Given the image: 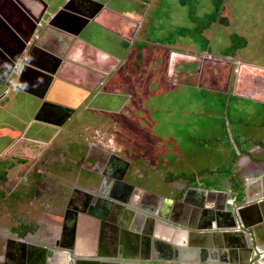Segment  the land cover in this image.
Wrapping results in <instances>:
<instances>
[{
	"label": "rangeland",
	"instance_id": "obj_1",
	"mask_svg": "<svg viewBox=\"0 0 264 264\" xmlns=\"http://www.w3.org/2000/svg\"><path fill=\"white\" fill-rule=\"evenodd\" d=\"M90 1L0 0V89L8 91L0 100V130L20 131L16 137L0 136V156L10 159L12 154L31 153V158H35L43 148L49 151L51 144H63L62 148L71 155L73 152L69 146L73 140L70 139L76 142L84 138L100 140V143L108 145L107 150L119 151L121 156L141 169L138 182L153 192L164 193L162 188L159 189L166 176L165 169L161 172L158 168L161 164L165 163L167 170L177 173L182 168L191 173L219 167L227 159L224 153L217 154L221 152L218 147L228 143L230 130L232 134L239 132L258 136L256 127L264 122L263 110L257 108L253 111L254 107H249L248 112H238L232 103L228 106L226 95L221 97L193 87L191 73L196 71L197 63L188 66L187 62V66L181 67L179 64L183 60L186 62L191 58L172 53L174 49L199 52L200 42L183 35L179 28L193 29L195 24L190 20L191 14L203 17L212 12L213 0H188L187 4L180 0ZM62 7L82 13L89 20L83 22L67 14L55 19L56 27L65 25V29L76 32L78 38L118 59L119 63L94 90L65 81L51 86L45 97L48 107L68 106L75 112L70 121L73 125H65L58 131L53 125L43 124L40 118H36L38 110L34 111V108L41 106V100L15 89L11 83H14L21 68V58L43 19ZM221 15L229 24L214 23L202 34L208 40V55L212 58L222 56L221 52L232 43L230 36L236 34L246 41V45L235 53L236 59L247 65L242 68L243 73L255 71L257 75L264 74L261 71L264 67V0H223ZM132 32L134 38L130 41ZM123 41L128 43L127 47ZM140 47L144 48L143 67L137 76L133 69L128 71L125 66L136 59ZM203 57L208 59L204 54L201 58L195 57V61L205 63ZM172 69L174 74L169 79ZM178 81L181 82L176 84ZM80 144L83 145L82 142L79 145L74 143L75 151L81 148ZM40 157L35 159V164L29 163L38 165V169L47 168V165L39 163L43 154ZM29 163L14 166L7 172L5 185L8 188L21 186ZM45 172L41 180L47 185L55 184L46 186L47 190L54 191L44 193L42 201L27 197L21 207L0 205L1 229H11L17 220L32 217L35 204L37 215L49 218L51 214L45 213L46 209L42 211L41 207L49 202V196H54V192L57 198L60 197V187L70 179L55 180L50 169H45ZM0 189H5V186L1 185ZM24 190L28 191L27 188ZM255 193L249 186L244 190L241 201ZM59 204L57 199V207Z\"/></svg>",
	"mask_w": 264,
	"mask_h": 264
},
{
	"label": "crops",
	"instance_id": "obj_2",
	"mask_svg": "<svg viewBox=\"0 0 264 264\" xmlns=\"http://www.w3.org/2000/svg\"><path fill=\"white\" fill-rule=\"evenodd\" d=\"M131 34L130 41L134 38L133 32ZM123 38L126 37L123 36ZM124 41L123 45L127 47L128 43ZM172 53L191 58L190 61L183 60L179 64L181 67L187 66L188 63L190 64L188 66L197 63L196 71L191 73L194 79L193 87L221 97L226 95L228 106L232 103L233 109L238 112H246L249 107H254L253 111H256L257 108L264 111V74L257 75L255 71L243 73L242 68L247 65L236 59V52L232 56L222 55L218 58H212L207 52L187 53L174 49ZM204 54L208 56V59L203 57L205 63L202 60L195 61V57L201 58ZM96 57L100 59L98 54ZM208 61H212V63ZM261 71L264 72V67ZM172 73L173 69L169 72V79ZM178 74L181 75L179 71ZM180 82L178 81L176 84ZM170 83L172 82L170 81ZM4 93L8 94V91L5 92L4 89L2 92L0 89V100L5 97L2 96ZM45 105L47 106V104ZM34 111H37V107L34 108ZM226 115L230 126L228 110ZM235 122L237 123V121ZM239 123H242L241 119H239ZM256 128L259 129L258 136L237 132L240 137L239 141L247 148L245 154H240L237 150L232 130H230L229 140L232 144L231 148L219 147L218 149L224 153L227 160L234 150L239 157L232 167V172L242 182L244 190L251 186L256 191L252 197L260 198L259 191L261 188L264 189V128L262 126ZM249 140L252 143L249 144ZM222 184L227 187L226 180H223ZM175 185L172 186L173 189L178 188L175 191L184 190V196L181 199H177L172 193L153 192L149 187L145 192L147 194L139 193L136 190V194L144 196V203L140 202L138 198L135 202L126 204L121 202L120 204H124L126 208L121 210L117 221H113V223L101 220L100 215L95 217L87 213L85 214L88 216L87 218L70 219L68 224L64 225L63 222H59L57 230H54L50 236L51 242L58 243V246L54 247L46 241L41 243L39 241L41 237L28 243L32 246H42L54 252V256L48 258L47 264H244L245 261L247 264H264V222L251 225L254 216L250 208L243 204L240 206L234 204L231 199L233 195L227 189L219 190L224 192L222 195L218 192L201 193L200 190L192 189L197 187H187L181 183ZM155 194L169 197L174 201L169 204L164 201L165 199L157 201L154 198ZM185 196H187V202L183 201ZM218 213L227 214L224 216V222H233L235 225L222 229L223 235L222 233L215 234V231L220 229L211 228L216 224ZM160 215L167 216V219L161 218ZM151 218L173 228L171 242L153 237L151 240L145 238L151 228ZM241 221L247 227H243ZM155 226L156 224L153 225V228ZM208 226L210 227L208 228ZM110 230H115L114 234L117 232V235L116 240L112 238L108 244L110 240L107 238L108 235L113 236ZM138 234L141 238L136 243ZM123 238L127 242V248H123L119 244ZM233 245V249L236 251L235 256H229V249H232ZM14 259V255H2V260L7 264H35L33 262L35 257L32 261L25 258L23 262Z\"/></svg>",
	"mask_w": 264,
	"mask_h": 264
},
{
	"label": "flooded vegetation",
	"instance_id": "obj_3",
	"mask_svg": "<svg viewBox=\"0 0 264 264\" xmlns=\"http://www.w3.org/2000/svg\"><path fill=\"white\" fill-rule=\"evenodd\" d=\"M50 17L51 15L43 19V24L39 25L37 28L36 34L29 42L28 48L41 32L44 25L49 21ZM61 35V43L68 41V38L64 34ZM51 42L52 39L49 43ZM62 45L54 47L58 51H62L64 48ZM82 48H84V46L81 44L74 46L72 50L68 52L69 56L71 58L84 59L81 55ZM84 54L86 56V49ZM86 61L91 62V58L86 59ZM84 80H86L84 82L87 86H90L96 81V78L92 77L91 80L85 77ZM60 81L65 80L55 78L52 85ZM65 82L68 83L67 81ZM102 82L103 80L98 82L97 87L101 85ZM47 92L45 93L46 96ZM43 102L46 101L43 99L41 100V106L37 109L38 112L36 115L37 119H41L40 122L53 125L58 131L62 130L65 125H73L70 121H72L75 112L72 111L70 107L59 105L55 107H48V105H45V107ZM58 133L59 132H57V134ZM54 137L55 135L53 138ZM70 140H73L69 146L73 152L71 155L64 149V147L62 148L63 144L61 146L51 144L52 147L49 151L44 148L41 152L38 150L40 154L35 158H31V153L25 155L12 154L11 157H9L10 159H4L0 156V162L6 161L13 164L10 168L6 169V181L2 184V186H5V189H0L1 191H4L3 195L0 194L1 206L5 204L7 207L11 206V208L21 207L26 203L27 197H36L39 198V201H42L44 193H49L52 190L54 191V189L50 190V188L47 190L46 186L53 187L55 184L47 185L41 180L44 178L43 174H46L45 169H50L51 173L55 175L53 176L55 180L58 178L62 181L70 179L68 182L66 181L65 185L60 187L61 190L58 192L60 197L57 198V195L54 192V196H49V202L43 204L41 207L42 211L46 209V212H44L51 214L49 215V218H46V215L43 214L37 215L38 213L35 211L37 210V204H35V210L33 208L34 214L32 217H24L23 219L17 220V223L11 229H7L6 227L2 229L0 228V264H7L2 260V255H14V260H20V262L25 261V258L32 261L35 257L33 260L35 264H47L48 258H52L54 252L39 245L32 246L28 242H32L33 239L38 240L39 237H41V239H39L41 243L46 241V243L49 242L54 247L58 246V243L55 244L54 242H51L50 236L54 230H57L56 228L58 227L59 222H63L64 225L68 224V220L70 219L74 220L78 219V217L87 218L88 216L85 215L87 213L95 217L96 215H100L101 220L107 219V221H109L113 218L119 217V209L121 206L119 204L121 202L123 203L125 200H127V202H135L138 198V200L140 199V202L144 203V196L141 197L142 195L136 194L137 191L132 190L129 186L134 185L145 189V191L148 189L145 187L146 185L141 183V185H139L138 183L141 169L135 167L127 157L121 156L119 151L116 152L112 149L107 150L108 145H105L104 142L100 143V140L90 141L88 138L81 140L80 142H82L83 145L80 144L81 148L75 151L74 143L79 145L80 142H76L74 139ZM54 141L55 139L51 140V143H54ZM41 154H43V157L40 159L39 163H42L43 166L47 165V168L45 169L40 168L42 171L38 169V165L31 166L32 163L35 164L34 161L37 157L41 158ZM29 162L32 163L30 164ZM27 163H29V166L26 167L28 169L23 174L24 176L21 186L8 188V185H5V183L8 182L7 172L14 166H23ZM30 166L32 168H30ZM25 188L28 189L27 192L24 190ZM175 189L171 190L170 194L172 193L175 195ZM103 196H106V198H103ZM57 199L60 203L58 207ZM231 199L237 206H240L243 202H237L234 196H231ZM57 208L58 210H56Z\"/></svg>",
	"mask_w": 264,
	"mask_h": 264
},
{
	"label": "water",
	"instance_id": "obj_4",
	"mask_svg": "<svg viewBox=\"0 0 264 264\" xmlns=\"http://www.w3.org/2000/svg\"><path fill=\"white\" fill-rule=\"evenodd\" d=\"M88 2H91L88 0ZM67 8V7H66ZM69 15L71 17H77L78 19L84 20L86 22L89 17L82 13H76L74 11H69L65 9V7L60 8L54 15L51 16L49 21L44 25L41 32L37 35L34 41L31 43L30 47L27 48L24 52L23 57L21 58V68L17 73V77L14 80V88L24 92L28 95H31L39 100L44 99L46 96V92L49 90L50 86L53 83L55 78L63 79L69 83L75 84L87 90H94L98 82H101L105 79L106 75H108L112 69L119 63V60L116 58L111 57L110 55L100 51L93 45L89 44L88 42L83 41L82 39L78 38L76 32H72L68 29H65L64 26L61 28L56 27L54 21L55 19L60 18L64 15ZM82 25V24H81ZM84 25V24H83ZM64 34L68 41H64L61 43L62 35ZM52 39V42L50 40ZM64 44V45H62ZM78 44H81L86 49V56H85V49L82 48L81 55L84 59H77L71 58L68 54L72 48ZM62 45L64 48L62 51H58L54 46ZM100 56V59L96 57V55ZM95 56V57H94ZM91 62L86 61V59H90ZM93 59V62H92ZM100 61H98V60ZM96 61V62H95ZM98 63V64H96ZM89 78L92 80L96 78L90 86L84 82V78ZM46 104V102H43ZM43 105V104H42ZM68 109V108H67ZM71 110V109H70ZM129 185V184H128ZM132 190H137L139 193L144 194L146 191L143 188L136 187L134 185H129ZM196 190H200L199 192H218L220 194H224L223 191L219 190H207L202 188H192ZM147 194V193H145ZM103 195V194H102ZM260 198H256L257 196L252 197L251 199L245 198L242 204L253 211V221L251 225L258 224L260 222H264V189L261 188L259 191ZM149 196V195H148ZM154 198L158 201L159 199H165L168 204L174 200L170 199L169 197L161 196L158 194L154 195ZM256 199V200H255ZM183 201L187 202V196L183 198ZM124 204L128 203L127 200L123 201ZM122 204L120 206L121 209H125L126 206ZM110 205V204H109ZM227 215V214H226ZM221 213H218V217H216V224L211 226L212 229H220L215 231V234L222 233V229L228 227H234L233 222L225 223L224 216ZM229 216V215H228ZM161 218L167 219V216L160 215ZM107 221V219H106ZM113 221H117V217L109 220V222L113 223ZM151 228L146 234V239L148 240L151 237L154 239H163L167 242H171V234L173 232V228L169 225L163 224L161 221L151 218ZM156 226L153 228V225ZM241 224L243 227H247L242 221ZM210 226H208L209 228ZM112 228V225H111ZM242 228V227H241ZM113 229V228H112ZM149 230V229H148ZM119 231V230H118ZM180 231V230H179ZM178 231V232H179ZM115 230H112L113 236L108 235L109 242L112 241V238L116 240L117 232L114 234ZM182 233V232H181ZM185 233V232H183ZM141 236L138 234L136 237V243ZM143 240L145 241L144 237ZM117 242V241H116ZM125 239L123 238L122 241H119V244L123 248H127ZM107 244V247H108ZM229 249L230 255L235 256V249L234 245ZM249 252V251H248ZM247 253V252H246ZM125 254V253H124ZM92 263V262H91ZM247 264V261L244 262Z\"/></svg>",
	"mask_w": 264,
	"mask_h": 264
},
{
	"label": "trees",
	"instance_id": "obj_5",
	"mask_svg": "<svg viewBox=\"0 0 264 264\" xmlns=\"http://www.w3.org/2000/svg\"><path fill=\"white\" fill-rule=\"evenodd\" d=\"M182 3L187 4L188 0H180ZM222 1L223 0H213V9L212 12H209L205 14L203 17H196L193 14L190 16V20L195 24L193 29L187 28V27H181L179 30L183 35H189L190 38L194 41H199L201 49L199 52H210V49L208 47V40L202 35L204 31L209 29V27L214 23H219L222 25H228V20L221 15L222 11ZM200 38V39H199ZM231 39V45L225 49L223 52H221L222 55H234V53L239 49L243 48L246 45V41L244 38L233 34L230 36ZM142 47L139 48L137 52L136 59L129 62L125 67L127 70L133 69L135 72V75H139L140 71L143 66V52ZM258 126H262L264 128V122H261L258 124ZM20 131L19 130H10V129H1L0 135H9L11 137L19 136ZM239 134L236 132L233 134L234 142L236 143V148L240 152V154H245L247 151V148L243 146L239 141ZM248 143H252L251 140L248 141ZM231 143L229 142L221 148L223 149H229L231 148ZM219 148V147H218ZM216 153V152H215ZM217 154L222 155V152H217ZM238 155L234 152L230 155L228 160L221 166H214L212 169L203 168L199 171L195 172H187L182 168L180 173H177L173 170H167V166L164 164H161L158 168L165 169L166 176L164 178V183L162 186H159V189L162 188L161 192L170 194L172 188V184H185L187 187L194 186L197 188H203V189H213V190H229L232 195L234 196L235 200L237 202L241 201L243 197V185L242 182L237 178V175L232 172V167L234 163H236L238 159ZM13 165L11 163H8L6 161L0 162V186L6 181V169L10 168V166ZM227 181V187H225L222 184V181ZM139 185L140 182H138ZM156 186V184H155ZM153 188V187H152ZM155 189V188H154ZM164 189V190H163ZM4 191L0 190V194L3 195ZM175 197L177 199H181L184 196V190L177 192L175 191ZM33 229V228H32Z\"/></svg>",
	"mask_w": 264,
	"mask_h": 264
}]
</instances>
